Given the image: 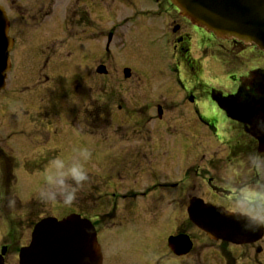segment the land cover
I'll list each match as a JSON object with an SVG mask.
<instances>
[{
	"label": "flooded vegetation",
	"instance_id": "1",
	"mask_svg": "<svg viewBox=\"0 0 264 264\" xmlns=\"http://www.w3.org/2000/svg\"><path fill=\"white\" fill-rule=\"evenodd\" d=\"M0 13L11 41L10 60L15 54L39 60L36 86L48 83L46 73H55L57 60L64 55L85 64L81 99L96 101L97 93L104 103L101 109L90 104L84 118L92 122L87 125L91 129L94 123L101 124L102 143L94 140L98 130L83 134L94 146L116 152L121 172L124 169L129 177L111 187L106 185L109 177L101 181L105 201L99 202H105V210L88 214L73 207L74 212L55 217L74 214L90 222L100 264H264V234L253 244L215 241L216 248L201 254L202 248L188 233L191 203L230 214L264 212V203L243 202L238 195L242 186L264 190V174L258 175L248 160L252 152L264 156V136L249 129L252 117L264 114L262 51L196 27L168 0H0ZM140 36L146 41H139ZM157 38L166 42L163 56L173 78L167 99L158 98L150 82L157 68L149 59L155 55L163 61L158 58ZM100 40L101 49L94 44ZM94 50L102 61L94 67L100 85L91 81ZM113 50L121 54L114 62ZM100 66L102 74L97 73ZM206 68L208 76L214 73L211 81L203 79ZM132 86L138 89L137 96ZM110 104L116 105L115 113ZM0 156L10 163L9 180L0 184L8 188L15 182L13 158L1 149ZM152 160H163V169H176V175L139 182ZM151 195L158 206L169 207L162 210L167 218L164 229L132 224L142 212L133 211L131 203ZM90 209L87 205L85 210ZM7 221L12 219L7 216ZM34 224L24 228L13 221L10 228H0L1 264H18ZM180 235L191 242L184 255L169 248V239ZM211 257L213 263L208 261Z\"/></svg>",
	"mask_w": 264,
	"mask_h": 264
},
{
	"label": "rangeland",
	"instance_id": "2",
	"mask_svg": "<svg viewBox=\"0 0 264 264\" xmlns=\"http://www.w3.org/2000/svg\"><path fill=\"white\" fill-rule=\"evenodd\" d=\"M138 40L146 41L144 36L138 37ZM156 41L155 44L159 50L158 58L162 56L163 61L156 59L155 55L149 59L157 68L154 75L151 76L150 82L154 93H159L157 97L167 99L170 82L173 78L163 56L166 43L164 39L157 38ZM94 44L101 49V40L95 41ZM62 46L64 52V45L62 44ZM95 53L94 50L93 56ZM117 53L118 50L112 58L113 62L121 58V54L117 55ZM20 57V54H15L11 58V70L7 76L6 87L0 94V149L7 158L8 156L13 158L15 168L13 185L8 188L0 186V228L2 226L10 228V223L13 221L17 222V226L28 228L43 217L60 218L74 212L73 207L88 214L93 213V211L105 210V202H99L100 200L105 201L101 198L103 197L101 195V181L109 177L111 183H106V185L110 186L113 182L125 181L129 176L127 177L124 169L121 172L120 156L116 152L103 149L101 145L94 146L92 140L83 134H91L93 129L98 130V133L93 135L96 136L94 140H99L102 143L101 124L94 123V128L91 129L87 125L92 124V122L84 119L88 112L86 109L90 108V104L96 109H101L104 105L103 101L99 100L101 98L97 93H94L93 96L94 99L98 98L96 101L81 99L79 93L82 91V86L86 80L83 82L81 80L85 77V64L78 59L73 60L72 57L65 58L62 55L57 60L56 72H45L48 83L36 86L39 60ZM100 60L101 58H96V56L92 59L90 75H93L91 80L93 85L102 83L95 82L97 75L94 72V67L102 63ZM41 61L40 64L43 62ZM126 63L129 65L127 61ZM110 66H113L112 63ZM207 71L206 68L204 81L213 80L214 73L208 76ZM115 81L118 82V80ZM142 82L145 84L144 79ZM78 85L79 89L75 90ZM132 87L133 95L137 96L138 89L135 86ZM24 88L26 90H23ZM112 105H109V109L115 113L116 105ZM220 147L221 145L217 144V149ZM82 149H87L89 152V157L84 162L88 169L89 180L78 191L77 199L71 205H65L60 200L42 201L38 193L44 185V170L49 162L59 157L65 161L66 167L70 166L72 163L82 160L79 155V151ZM24 162H26L25 167ZM9 164L6 157L0 156V184L9 180L8 174L11 172ZM164 166L163 160L157 161V163L152 160L149 167L150 171L146 174L142 173L139 182L163 181L166 178H172V173L176 175V169H163ZM167 171L169 172L164 173ZM87 205L91 207L90 211L85 210ZM118 207L125 208L126 204H118ZM131 209L135 212H142L133 221L132 224L135 226H142L146 230L165 228L164 222L167 218L162 210H169V207L158 206L155 195H151L143 201L132 202ZM7 216L12 221L4 222ZM166 223L169 225L170 219ZM188 225L189 236L193 238L200 249L202 248L201 254H208L213 248H216V242L208 240L204 235H199L191 224ZM213 260V257L208 258L211 263Z\"/></svg>",
	"mask_w": 264,
	"mask_h": 264
},
{
	"label": "water",
	"instance_id": "3",
	"mask_svg": "<svg viewBox=\"0 0 264 264\" xmlns=\"http://www.w3.org/2000/svg\"><path fill=\"white\" fill-rule=\"evenodd\" d=\"M192 24L221 39H234L254 45L264 52V0H169ZM0 14V90L8 70L9 41ZM104 73L103 68L97 70ZM190 221L214 241L235 245L258 241L264 229L244 231L223 209L191 203ZM91 225L71 215L61 221L45 218L33 229L28 248L21 251L19 264H98L99 255ZM177 255L185 254L191 244L187 237L169 239Z\"/></svg>",
	"mask_w": 264,
	"mask_h": 264
},
{
	"label": "clouds",
	"instance_id": "4",
	"mask_svg": "<svg viewBox=\"0 0 264 264\" xmlns=\"http://www.w3.org/2000/svg\"><path fill=\"white\" fill-rule=\"evenodd\" d=\"M249 129L257 136H264V114L253 116L249 122ZM82 160L65 165L59 157L52 159L44 170V185L38 195L44 202L60 200L65 205H71L77 199V193L89 180L88 169L84 162L89 157L87 149L79 151ZM248 160L258 175L264 174V156L259 153H249ZM238 195L243 202L264 203V190L254 186H242ZM233 219L244 231H258L264 229V212L235 213Z\"/></svg>",
	"mask_w": 264,
	"mask_h": 264
}]
</instances>
